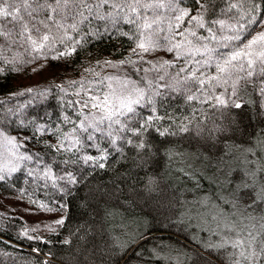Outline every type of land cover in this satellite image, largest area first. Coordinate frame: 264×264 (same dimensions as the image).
Masks as SVG:
<instances>
[{
	"label": "trees",
	"instance_id": "16d2710c",
	"mask_svg": "<svg viewBox=\"0 0 264 264\" xmlns=\"http://www.w3.org/2000/svg\"><path fill=\"white\" fill-rule=\"evenodd\" d=\"M229 2L237 0H211V3L200 0V4L208 8L204 19H224L229 23L237 19L246 23L252 16L259 19V13L250 9L261 0H247L239 10L223 12ZM177 7L191 10L179 30L174 27L176 22L160 19L145 32L147 36L157 29L163 30L159 37L153 36V40L159 39L158 55L165 54L163 61L153 65L145 75L141 69L146 60L141 61L132 51L141 37L135 33L134 25L124 21L115 27L94 21L91 33L85 27L79 36L73 34L82 47L71 57L55 60L45 56L56 57L65 48L71 49L73 42L66 41L65 46L57 42L38 59H32L36 53H26L23 47L0 37V134L14 136L15 147L22 156L16 171L0 172L3 177L0 202L3 197L17 194L63 213V224L39 237L26 231L20 215L0 210V264H227V252L206 247L211 237L196 229L200 239H193L195 229L187 226L185 211L193 198V190L198 193L205 189L218 202L225 203L215 188L206 185L204 176L214 174L215 163L224 161L226 164L229 156L244 154L248 157L251 153H247V148L252 152L256 146L264 147V95L258 87L241 88L238 96L225 94L230 104L227 108L202 103L203 96L195 88L183 93L167 87L157 88L162 95H153V105L137 107L136 115L124 121L131 131L120 133L125 139L115 145L99 133L89 142L85 139L87 134H82L79 127L81 122L85 126L88 123L75 103L77 88L88 90L102 86L98 82L103 76L98 77L93 70L86 69L99 65L103 56L116 61L138 83L141 77L147 76L154 84L181 88L176 72L184 65V60L177 59L174 52L166 49L180 42L177 31H196L197 37H207L208 33L188 23L191 16L203 11L196 0H180ZM153 17L149 13V19ZM3 24L0 21V27ZM164 37L169 40L165 41ZM197 37L186 33L181 50L200 47L202 43L216 47L214 41H199ZM187 40H191L192 45H188ZM120 61L136 63L120 64ZM165 61L176 67L160 68ZM55 69L62 70V76L66 72L71 80L56 82L49 78L30 88H17L18 78L42 79ZM202 71L206 76L215 74L213 67ZM159 75H165V79L156 80ZM222 91L216 87L210 94L220 95ZM187 95L200 99L189 101ZM233 102L242 107L231 106ZM150 116L153 119L146 124ZM183 127L188 131H182ZM74 128L76 133H73ZM137 130L138 135L134 134ZM74 137L81 140L79 150H66ZM127 140L131 143L125 142ZM141 143L145 145L143 148L138 147ZM88 157L94 159L87 160ZM251 164H234L218 170L220 178L222 173L229 172V192L234 189L235 181L251 184L247 177L253 167ZM69 174L75 178V183L71 182ZM256 175L258 177V172ZM261 178L264 180V174ZM257 192L256 186L255 189L241 188L228 199L237 202L239 196L237 203L248 205ZM247 210L257 217L264 216V203ZM45 253L49 258H43Z\"/></svg>",
	"mask_w": 264,
	"mask_h": 264
},
{
	"label": "snow or ice",
	"instance_id": "6c2138e0",
	"mask_svg": "<svg viewBox=\"0 0 264 264\" xmlns=\"http://www.w3.org/2000/svg\"><path fill=\"white\" fill-rule=\"evenodd\" d=\"M179 2L180 0H0V21L4 22L0 27V37L8 40L10 44L23 47L26 53H36L37 56L32 59H38L45 50L54 48L57 42L61 46H65L66 41L73 42L71 49L65 48V51L60 52L58 56H45L46 59L55 60L75 54L82 45L79 40L74 39L73 34L79 36L85 27H88L89 33H91V25L94 21L111 24L113 27L124 21L129 25H134L135 33L141 37L136 43L140 52L136 53L135 49L133 52L140 55V59L143 61L144 53L155 51L161 46L159 39L154 41L153 36L159 37V33L163 31L157 29L145 36V32L152 29L153 25L157 23L156 19H149V13L153 16L162 15L161 10H166L173 14V18L177 21L174 27L179 30L191 11L178 8ZM196 2L203 11L191 16L188 23L193 24L197 29L206 30L208 36L197 37L196 31L188 29L177 31L175 34L181 37L180 42L173 43L166 49L170 53L174 52L177 59L184 60V65L179 67L176 72V76L180 78L177 83L181 85V88L154 84L153 80H147L146 77H141L139 83L128 79L121 82L118 77H103L98 83L103 85L105 81L109 82L106 93L90 95L85 90L83 107L96 109L101 113L99 116L93 115L92 122L87 126L81 122L79 127L82 134H87L85 136L87 141H94L96 133H99L102 138H107L112 145L124 140V136L120 133L131 131L124 121L136 115L138 106L153 105V95H162L160 91L156 90L160 87H167L172 91L182 93L191 92L195 88L203 96L201 102L214 108L229 107V100L224 98L225 94L229 97L238 96L241 88L247 89L251 86L255 89L258 87L259 92L264 95V31L256 32L252 36V31H255L256 27L264 25V0H261V3H253L250 9L251 12L259 13V19L252 16L246 23H240L239 19L235 23H229L224 19L206 21L204 12H207L208 8L204 4H200V0H196ZM246 2L247 0L229 2L228 8L222 11L230 13L234 9L239 10ZM208 3H211V0H208ZM175 13H179V15H175ZM8 24H11L12 27L8 28ZM213 27L216 28V31H213ZM186 33L189 36L197 37L199 41H214L216 47H209L208 43H202L200 47H188L182 51ZM248 36H252V38L247 39ZM163 39L169 40L168 37ZM187 44L192 45V41L187 40ZM197 56H207L208 58L200 60L196 59ZM105 63L111 67H117L111 61ZM124 63L135 64L136 61H120V64ZM165 65L176 67L175 64L165 61L160 65V68H164ZM205 67H213L215 74L206 76L202 71ZM160 68H154V70L159 72ZM86 71H91V69H86ZM144 71L147 72L149 69ZM96 75L98 76L99 73ZM165 75H159L155 79L162 81L165 79ZM114 79L120 84L119 89L112 87L111 81ZM72 83L75 84L77 81H72ZM140 84H143V87ZM216 87L222 88L223 91L220 95L213 96L210 92H214ZM28 91L32 90L28 89ZM96 91L101 92L100 88H97ZM186 99L192 101L200 99V97L187 95ZM75 103L81 102L75 101ZM231 106L242 107L234 102ZM152 119L151 116L146 118L145 123L150 124ZM181 130L188 131L187 127H183ZM73 133H76L75 128ZM134 134L138 135L139 130ZM160 134L164 135L165 133ZM125 142L131 143L130 140ZM69 143L70 147L66 150L76 149L78 151L77 146L81 145V140L74 137ZM144 146L143 143L138 145L140 148ZM60 147L63 148L64 144L61 143ZM28 158L30 159V157ZM93 159V157L87 158V160ZM100 159H106V157H100ZM97 166L103 168L104 164H97ZM12 171H16V169L13 168ZM257 172L264 174V166L258 167ZM250 175L255 177L256 173L253 172ZM69 176L71 182L75 183V178L70 174ZM60 178L64 179V177ZM0 179L3 177L0 176ZM257 183L258 181L253 179L251 184L245 183L238 186L237 191L239 192L241 188L255 189ZM255 196L256 198L251 204L246 205V208H254L258 203H264V186H261ZM239 199L240 197L237 196V202ZM257 220L264 221V216L256 217L244 212L223 214V219L218 223V230L215 232L217 236L221 237L220 242L209 244L206 247L215 251L224 250L227 252V264H264V222L259 223L257 229V224L254 223ZM57 223L63 224V220L57 221Z\"/></svg>",
	"mask_w": 264,
	"mask_h": 264
},
{
	"label": "rangeland",
	"instance_id": "374dc122",
	"mask_svg": "<svg viewBox=\"0 0 264 264\" xmlns=\"http://www.w3.org/2000/svg\"><path fill=\"white\" fill-rule=\"evenodd\" d=\"M161 11L162 15H156L153 17V19H156L157 21H160V19L166 21L169 20L174 23H177V21L173 18V14L168 13L166 10ZM175 15H179V13H175ZM259 31H264V25L259 26L253 32L252 36H254L256 32ZM252 36H250L249 39H251ZM133 50L134 49H132V51ZM135 52L139 53L140 49L136 47ZM157 55L158 52L156 50L143 54V59L146 60L145 66L144 63L142 64L141 73L143 75L148 72L143 71V68L144 70H150L153 65H156L157 63L163 61L165 54L158 56ZM135 56L140 58V55L135 54ZM101 59L102 61L99 65L90 67V69L93 70V73H99L98 77H118L119 81L121 82L125 79L134 81L133 78H131L130 75L127 73V71L116 61L112 60V58H110L109 56H103ZM106 61H111L113 64H116L117 67L114 68L109 66L105 63ZM134 66L135 68H138L136 67V65ZM61 73L62 70L59 71V69H55L51 70V72H47L46 74H44L42 79H36L32 77L30 79H26L25 77H20L15 81V83L17 84L18 89H24L37 85L42 80L49 78L55 80L56 82L71 80L70 75H67L66 72L64 76H62ZM79 79H81V77ZM108 83V81L104 82V84L100 87L101 92L99 93L96 91L95 88L88 90L81 89V87L77 88L79 94H77L76 92V99L77 101L81 102L78 105L86 123H91L93 120V115L99 116L101 113H99L96 109L83 107V100L86 96L85 90H87L88 94L90 95H99L101 93H106L108 91ZM111 85L113 88L116 89H119L120 87V84L115 79L111 81ZM16 140L17 139L14 136H6L0 134V172L3 171L5 173L12 171V169L16 168V166L18 165L19 159L22 156L18 152L17 147H15L17 142ZM246 150L247 153H251V155H249L248 157H246V155L244 154L235 155L231 157L229 156L228 159L226 158V164H223L224 161L218 164L215 163V167L213 166L214 174L204 176L206 180V185H208L209 188H215L216 192L221 195V198L223 197V202L225 203L221 204L220 202H218L217 199L214 196L210 195L211 193H209L205 189L200 190L197 193L196 190H193L195 186H193V188H190V190H193V198H191L187 203L185 217L187 220V226L193 227L195 229V234H193L194 240L198 241V239H200V236H197V229L198 231L201 230L202 232H204L207 235V238L211 237V242L209 244L219 243L221 237L217 236L215 232L218 230V223L221 219H223V214H230L233 212H244L246 214L250 213L257 217L255 213L247 210L245 206L246 204L240 205L234 200L230 201V199H228V197H234L235 192H238L236 191L238 186H241L242 184L235 181V183H233L234 189L229 192L230 188L227 184L229 183L230 185V179L228 177L229 172L227 171V173H222L221 178L218 177L219 169L228 168L231 165L242 163H244V165L252 163L253 167L251 168L250 173H257V168L260 166H264V147L262 145H260L259 148L258 146H256V148L252 152L251 150L249 151V148H247ZM199 166L203 165L199 164ZM250 173L247 174V177H249L251 183L253 179L258 181V183L256 184V188L258 189V191H260L261 186H264V180H262L261 174L258 172V177L260 178L259 179L257 175L253 177L250 175ZM224 180L226 183L225 186H223ZM0 210L5 213L12 212L20 215L24 219L26 231L33 236L35 235L39 237H43L48 232L56 229L60 225V223H57V221L63 220V213L61 210L43 207L32 202V200H28L25 197L17 194H13L8 197H3L0 202ZM213 217H216V219H213ZM262 222L264 221H254V223L257 224V229L259 228V223ZM228 250L231 251V249Z\"/></svg>",
	"mask_w": 264,
	"mask_h": 264
},
{
	"label": "built area",
	"instance_id": "2783aa9c",
	"mask_svg": "<svg viewBox=\"0 0 264 264\" xmlns=\"http://www.w3.org/2000/svg\"><path fill=\"white\" fill-rule=\"evenodd\" d=\"M43 258H44V259L49 258V254H48V253H45V254L43 255Z\"/></svg>",
	"mask_w": 264,
	"mask_h": 264
}]
</instances>
